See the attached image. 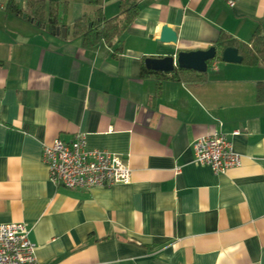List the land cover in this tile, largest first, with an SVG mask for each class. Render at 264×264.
I'll list each match as a JSON object with an SVG mask.
<instances>
[{
	"label": "crops",
	"instance_id": "1",
	"mask_svg": "<svg viewBox=\"0 0 264 264\" xmlns=\"http://www.w3.org/2000/svg\"><path fill=\"white\" fill-rule=\"evenodd\" d=\"M7 1L0 0V223L27 224L37 261L264 264V103L255 96L264 65L216 60L198 82L140 75L142 60L207 49L222 31L248 41L264 29V0H140L118 40L90 47L73 37V20L97 8L113 17L119 0H56L65 2V37L7 11ZM163 25L176 41L159 40ZM213 128L240 159L224 173L194 161L193 139ZM77 133L88 148L123 156L130 181L55 185L43 145Z\"/></svg>",
	"mask_w": 264,
	"mask_h": 264
},
{
	"label": "built area",
	"instance_id": "2",
	"mask_svg": "<svg viewBox=\"0 0 264 264\" xmlns=\"http://www.w3.org/2000/svg\"><path fill=\"white\" fill-rule=\"evenodd\" d=\"M216 63V60L211 62L212 68H217ZM238 133L237 130L232 132L233 135ZM192 149L194 161L207 165L214 173H224L240 165L232 141L217 128L193 139ZM41 157L49 179L67 189H89L130 181L126 159L105 149L88 148L83 133H77L71 141L56 138L51 144L43 145ZM29 231L23 222L0 223V264H40Z\"/></svg>",
	"mask_w": 264,
	"mask_h": 264
},
{
	"label": "trees",
	"instance_id": "3",
	"mask_svg": "<svg viewBox=\"0 0 264 264\" xmlns=\"http://www.w3.org/2000/svg\"><path fill=\"white\" fill-rule=\"evenodd\" d=\"M140 0H119V11L117 15L106 18L101 9L97 8L91 13L83 14L73 20L72 35L82 41V45L90 47L96 45L99 41L111 45L119 39L121 33L130 24L136 14ZM65 2L56 0H26L24 8H20L15 0H8L6 10L9 12L24 14L35 23L45 28V26L65 25L62 14L65 11ZM211 46L217 50L216 57L213 60H220L221 52L226 47H235L242 57V64L245 65H264V29L256 27L248 41H241L230 34L222 31ZM119 49L115 50V54ZM206 72H197L192 69L177 67L169 74L164 75L161 72L153 71L145 65L142 60L140 64V75L154 76L158 80L168 78L177 81L198 82L205 80ZM255 96L257 102L264 103V81L256 82Z\"/></svg>",
	"mask_w": 264,
	"mask_h": 264
},
{
	"label": "water",
	"instance_id": "4",
	"mask_svg": "<svg viewBox=\"0 0 264 264\" xmlns=\"http://www.w3.org/2000/svg\"><path fill=\"white\" fill-rule=\"evenodd\" d=\"M49 30L52 34L65 37L67 30L65 27L49 26ZM177 39V33L172 28L163 25L161 27L159 40L163 42H174ZM217 50L215 46H209L207 49H198L192 51H179L174 56H165L161 58H147L145 59V65L147 68L153 71H158L164 75L171 74L175 68L182 67L192 69L197 72H206L208 61L216 57ZM221 60L230 63H241L242 57L239 55L237 48L226 47L221 52Z\"/></svg>",
	"mask_w": 264,
	"mask_h": 264
},
{
	"label": "rangeland",
	"instance_id": "5",
	"mask_svg": "<svg viewBox=\"0 0 264 264\" xmlns=\"http://www.w3.org/2000/svg\"><path fill=\"white\" fill-rule=\"evenodd\" d=\"M220 62H222V60H220Z\"/></svg>",
	"mask_w": 264,
	"mask_h": 264
}]
</instances>
